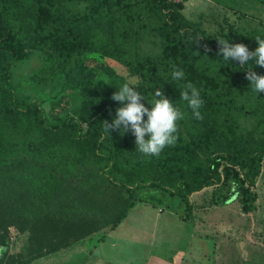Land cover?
I'll list each match as a JSON object with an SVG mask.
<instances>
[{
  "label": "trees",
  "instance_id": "trees-1",
  "mask_svg": "<svg viewBox=\"0 0 264 264\" xmlns=\"http://www.w3.org/2000/svg\"><path fill=\"white\" fill-rule=\"evenodd\" d=\"M187 1L0 0V144L20 136V144L35 151L30 135L40 129L45 133L67 132L81 144V151L86 150L74 159L60 149L0 157V264L8 253L10 227L28 230L40 250L49 246L48 234L40 237L43 232L74 235L79 230L85 234L94 231L95 220L88 218L100 211L93 202L84 204L80 198L100 195L96 189L99 184L105 185L103 193L107 188L123 194L114 210L99 214L112 223L111 228L119 224L127 206L140 200L143 187L187 203L194 193L233 179L244 211L252 209L264 165V137L251 141L243 136L240 119H250L252 126L256 124L254 130L264 135V92L256 94L245 76L249 69L264 75V67L254 61L241 67L237 61L224 60L217 39L242 42L231 30L207 33L184 15ZM27 20L37 37V47L51 49L64 81L78 87L81 101L70 114L52 112L49 116L40 98L20 95L10 81L14 62L28 55L22 38ZM153 37L159 40H152L161 46L158 52L137 54L133 50L136 40ZM242 44L250 51L257 47ZM89 53L124 64L127 75L138 79L134 88L146 107H151L155 91H162L184 114L195 129L193 133L186 134L177 124L175 143L156 156L134 152L135 137L130 129L128 134H108L100 119L108 109L116 112L122 106L111 97L122 85L118 79L124 78L107 60L92 66ZM174 66L183 70L182 80L173 79ZM101 74L110 77L105 85L96 83ZM189 82L203 100L199 109L203 118L199 120L180 98ZM85 154L94 157L96 167L75 166L84 163ZM70 184L76 185L71 187L68 208L73 218L64 219L60 199L66 198L65 189ZM83 206L88 214L79 218ZM115 211L114 216L104 215Z\"/></svg>",
  "mask_w": 264,
  "mask_h": 264
},
{
  "label": "rangeland",
  "instance_id": "rangeland-1",
  "mask_svg": "<svg viewBox=\"0 0 264 264\" xmlns=\"http://www.w3.org/2000/svg\"><path fill=\"white\" fill-rule=\"evenodd\" d=\"M72 5L82 6L76 3ZM183 13L209 34L231 30L238 42L250 46L257 45L256 37L264 39V0H188ZM22 38L28 55L14 62L10 73L11 83L20 95L40 98L49 116L52 112L70 114L81 101L78 87L64 81V73L59 69L58 59L51 49L37 47V37L28 20ZM152 40L159 41L154 37L136 40L133 50L137 54L158 52L161 46ZM87 56L91 58L92 66L107 60L117 75L124 78L118 79L122 85L128 83L135 87L139 82L136 77L127 75L126 67L121 62L96 53ZM109 80L110 77L101 74L96 83L105 85ZM115 113L108 109L100 122L111 123ZM240 122L245 129L242 134L249 140L264 137L263 133L254 130L256 124L252 126L250 119H240ZM177 124L186 134L195 130L185 118L178 120ZM109 133L114 136L120 132L110 130ZM124 134H128V131ZM30 139L36 144V152L60 149L71 159L86 152L81 151V144L63 131L45 133L35 129ZM9 141L14 143L4 140L0 144V157L36 153L20 144V136H13ZM134 152L140 153L136 148ZM85 156L84 163H75V166L96 167L94 157L89 154ZM75 186L68 185L65 189L68 195L60 199L65 210L62 214L64 219L73 218L68 208L71 187ZM104 188L105 185L99 184L96 189L100 195H88L80 198V201L84 204L93 202L92 205L100 213L114 210L116 202L118 205L122 202L123 194L107 188L103 193ZM256 190L258 197L252 209L244 211L233 179L221 186L194 193L187 203L157 189L143 187L139 193L140 200L125 208L116 227L111 228L112 223L102 218L100 213H91L95 217L88 219L95 220L92 223L94 231L85 234L79 230L74 235H60L56 230L43 232L40 237L48 234L46 242L49 246L42 250L36 249L28 230L10 227L7 234L9 249L2 264H264V165L257 179ZM111 191L117 195V200ZM85 209L83 206L79 218L87 216ZM115 214L116 211L104 215ZM51 248L56 249L51 251Z\"/></svg>",
  "mask_w": 264,
  "mask_h": 264
},
{
  "label": "clouds",
  "instance_id": "clouds-1",
  "mask_svg": "<svg viewBox=\"0 0 264 264\" xmlns=\"http://www.w3.org/2000/svg\"><path fill=\"white\" fill-rule=\"evenodd\" d=\"M255 40L257 47L250 51L242 43L230 44L226 40L217 39L218 51L224 60L237 61L241 67L248 64L249 61H254V64L264 67V39L256 37ZM198 42L197 38L196 43ZM171 75L176 80L184 78L183 70L175 66ZM245 76L256 94L264 92V75H258L249 69ZM180 98L192 110L195 119L203 118L199 111L203 100L199 90L192 83L189 82L183 86ZM111 99L120 102L122 106L116 109L115 117L111 123L103 122L108 134L110 130L124 134L130 129L135 137V148L144 155H159L166 146L175 143L177 121L183 119L184 114L164 96L162 91L159 89L155 91L154 99L150 104L148 103L151 105L150 108L141 102L144 98L128 83L121 85L119 90L112 94ZM2 251L3 249H0V252Z\"/></svg>",
  "mask_w": 264,
  "mask_h": 264
},
{
  "label": "crops",
  "instance_id": "crops-1",
  "mask_svg": "<svg viewBox=\"0 0 264 264\" xmlns=\"http://www.w3.org/2000/svg\"><path fill=\"white\" fill-rule=\"evenodd\" d=\"M185 5H186V2H185ZM183 11H184V9H183Z\"/></svg>",
  "mask_w": 264,
  "mask_h": 264
}]
</instances>
